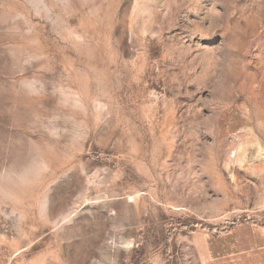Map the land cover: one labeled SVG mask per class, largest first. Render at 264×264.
<instances>
[{"label":"rangeland","instance_id":"rangeland-1","mask_svg":"<svg viewBox=\"0 0 264 264\" xmlns=\"http://www.w3.org/2000/svg\"><path fill=\"white\" fill-rule=\"evenodd\" d=\"M0 264H264V0H0Z\"/></svg>","mask_w":264,"mask_h":264},{"label":"trees","instance_id":"trees-1","mask_svg":"<svg viewBox=\"0 0 264 264\" xmlns=\"http://www.w3.org/2000/svg\"><path fill=\"white\" fill-rule=\"evenodd\" d=\"M214 229H216L219 233H220V232L223 233V231L226 232V231L229 230L227 227H225V228L219 227V228H211V231H213ZM222 233H220V235H221Z\"/></svg>","mask_w":264,"mask_h":264}]
</instances>
